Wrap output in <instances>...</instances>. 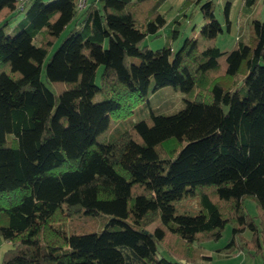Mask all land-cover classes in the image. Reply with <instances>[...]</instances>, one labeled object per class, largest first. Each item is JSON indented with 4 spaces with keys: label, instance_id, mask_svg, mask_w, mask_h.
I'll return each mask as SVG.
<instances>
[{
    "label": "trees",
    "instance_id": "16d2710c",
    "mask_svg": "<svg viewBox=\"0 0 264 264\" xmlns=\"http://www.w3.org/2000/svg\"><path fill=\"white\" fill-rule=\"evenodd\" d=\"M76 1L0 0V241L11 246L0 264H196L195 245L227 224L264 261V21L227 51L193 38L153 51L141 44L166 24V0H93L80 11ZM201 10L199 33L212 39L222 28L210 1ZM150 86L181 92L184 108L117 121ZM185 196L198 199L195 214L176 212ZM78 213L106 221L99 232L55 227Z\"/></svg>",
    "mask_w": 264,
    "mask_h": 264
},
{
    "label": "rangeland",
    "instance_id": "374dc122",
    "mask_svg": "<svg viewBox=\"0 0 264 264\" xmlns=\"http://www.w3.org/2000/svg\"><path fill=\"white\" fill-rule=\"evenodd\" d=\"M49 2L52 0H42ZM93 0H87L88 6ZM185 0H166L159 7V12L163 15L166 24L162 27L157 35H148L143 40L141 45L147 46L155 51L162 48L169 41L172 51H176L186 38L197 40L200 49L210 47L212 45L223 51L230 50L235 44L236 38L240 37L247 41L252 34L251 23L253 20L264 21V0H254L251 5H245V0H192L184 9L180 10ZM206 1L211 2L213 18L218 21L222 28V32L212 39H204L199 29L204 23V15L201 10V5ZM231 4L229 10L230 30L227 31V24L224 17V7L227 3ZM23 17V13H19L9 24V33L17 21ZM177 21V24L173 23ZM74 20L66 27L60 35V38L55 42L52 51L59 44L60 39L72 28ZM173 26L178 28V35L175 39H169ZM52 51H50L48 58ZM173 54V53H172ZM47 61V58L46 60ZM130 62L137 63L136 57L129 58ZM102 67L97 70L95 82L99 84V73ZM41 79L45 82L44 72H41ZM99 94H96L94 101L100 100ZM185 102L183 94L175 91L170 86H164L153 91L152 86L148 89L147 100L140 102L131 113H123L117 121H122L123 124L135 122L145 116H148L150 110L157 114L170 115L183 109ZM116 125V119L110 117L108 128L98 136L108 133ZM244 211L250 216H256V203L251 198H246L243 202ZM177 213L195 214L198 207V199L195 196L184 197L175 203ZM103 215H87L78 213L73 216L66 217L61 221L55 222V227L63 230L66 234H75L81 232H99L105 222ZM152 224L148 230L152 231L155 227ZM245 239L250 238L249 231L242 235ZM10 244L0 241V260L3 253L10 248ZM199 256L196 264H259L262 261L260 254L255 251H248L240 242L238 244L236 237L232 236V227L227 224L222 231L221 237L217 240H208L195 245ZM239 247L241 249H239ZM158 256L166 259L172 257L168 255L160 247L157 248ZM201 256H204L202 258ZM264 263V261H263Z\"/></svg>",
    "mask_w": 264,
    "mask_h": 264
},
{
    "label": "built area",
    "instance_id": "2783aa9c",
    "mask_svg": "<svg viewBox=\"0 0 264 264\" xmlns=\"http://www.w3.org/2000/svg\"><path fill=\"white\" fill-rule=\"evenodd\" d=\"M86 5H87V0H77L76 1V8L78 11L84 9Z\"/></svg>",
    "mask_w": 264,
    "mask_h": 264
},
{
    "label": "crops",
    "instance_id": "0c3cea01",
    "mask_svg": "<svg viewBox=\"0 0 264 264\" xmlns=\"http://www.w3.org/2000/svg\"><path fill=\"white\" fill-rule=\"evenodd\" d=\"M259 264H263V261H261Z\"/></svg>",
    "mask_w": 264,
    "mask_h": 264
}]
</instances>
